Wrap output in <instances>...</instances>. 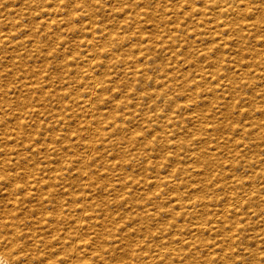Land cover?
<instances>
[{
	"label": "rangeland",
	"instance_id": "rangeland-1",
	"mask_svg": "<svg viewBox=\"0 0 264 264\" xmlns=\"http://www.w3.org/2000/svg\"><path fill=\"white\" fill-rule=\"evenodd\" d=\"M262 37L264 0H0V222L79 221L98 264H260Z\"/></svg>",
	"mask_w": 264,
	"mask_h": 264
},
{
	"label": "bare ground",
	"instance_id": "bare-ground-1",
	"mask_svg": "<svg viewBox=\"0 0 264 264\" xmlns=\"http://www.w3.org/2000/svg\"><path fill=\"white\" fill-rule=\"evenodd\" d=\"M4 173L7 174V172H4ZM0 175L3 176L2 173ZM4 178L5 180L9 179L8 176H4ZM3 184L2 186H5L6 183L4 185ZM12 184L14 185V183ZM3 189L4 191L7 189L6 192L8 194L10 195L13 194L9 191V189L12 190V187L9 189L3 187ZM14 190L15 189L13 188V191ZM17 190L18 188L15 191ZM14 199L15 197L13 198V200ZM8 205L9 204L7 203V206ZM13 205L14 204H12V206ZM4 206L6 205H3V209H1L2 212L5 209ZM13 208L15 209V207ZM6 209H9V208H6ZM27 209L25 208L26 211ZM35 210H33V212H36ZM10 211L12 214V210ZM14 213L16 214V212H13V215ZM26 213H25V216H27ZM0 214L2 215V213ZM4 214L3 216H5ZM19 214L21 215V213ZM27 214L30 215V217H32L29 212ZM11 217L9 219H6L0 222V223L3 222V224H0L1 225L0 226V264H98V261L96 259V254L94 252V246L90 241L92 236L87 232L88 231L87 229H86L87 231L83 230L85 229L84 227L85 224L82 225L78 221V223L74 222V224L72 225L70 222L71 224V226L69 227L70 230L67 229L68 231L66 232L64 230H61L65 232V235L61 236V233L63 234V232L60 233V230L57 228L58 226L56 224L52 225L51 223H48V222L44 223L46 221H44L43 223H40L41 220L38 221L36 219V221H38L37 222L38 224L36 223L37 226L35 227L33 226L34 222L30 223L32 222L30 220H33L34 218L33 219L29 218L28 220H26L27 222L21 221L20 219L18 221L13 222L14 220H12ZM55 218H57V216ZM57 224L59 225L58 221H57ZM85 226L87 227V225ZM120 242L121 241H117L119 245L121 244ZM59 246L60 248H62L60 252H59ZM120 248H121V245H120ZM120 257H123V256H120ZM118 260H121V258H119Z\"/></svg>",
	"mask_w": 264,
	"mask_h": 264
},
{
	"label": "snow or ice",
	"instance_id": "snow-or-ice-1",
	"mask_svg": "<svg viewBox=\"0 0 264 264\" xmlns=\"http://www.w3.org/2000/svg\"><path fill=\"white\" fill-rule=\"evenodd\" d=\"M185 6L187 7V4H185ZM249 11H251V9H249ZM262 39H264V37H262ZM233 264H244V262L240 260L239 258H237V260L234 261ZM260 264H264V259L260 261Z\"/></svg>",
	"mask_w": 264,
	"mask_h": 264
}]
</instances>
